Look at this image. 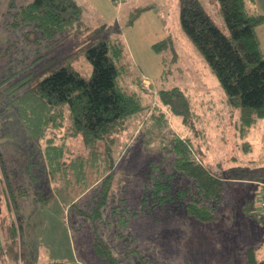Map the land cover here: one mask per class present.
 Listing matches in <instances>:
<instances>
[{
    "label": "rangeland",
    "instance_id": "1",
    "mask_svg": "<svg viewBox=\"0 0 264 264\" xmlns=\"http://www.w3.org/2000/svg\"><path fill=\"white\" fill-rule=\"evenodd\" d=\"M13 1L19 5L30 0H0V172L10 176L6 192L0 193V264L76 259L84 264H108L96 252L100 240L112 246L121 264H247L251 246L259 264H264L263 217L255 186L249 187L255 184L236 180L264 182V117L245 138L251 149H244L243 139L234 130L238 109L228 107L218 77L183 30L180 0H123L121 4L76 0L83 8L84 23L76 31L51 42L41 39L38 44L33 40L38 33L27 30L34 29L32 25L16 28L7 23ZM201 2L214 23L228 33L218 0ZM259 4L264 7V0ZM145 6L132 18V12ZM106 37L124 40L130 59L125 83L137 89L135 76L142 75L141 93L148 106L120 134L111 208L104 222L83 212L90 211L86 199H91L96 185L93 173H76L73 166L49 169L48 140L61 143L67 126L30 127L11 102L22 89H11L24 81L30 86L62 66L89 78L92 65L85 52ZM162 40L167 47L155 49L154 44ZM175 86L183 90L193 111L187 124L159 97L160 89ZM160 112L165 114L163 121H159ZM174 135L190 137L199 157L223 174L226 198L214 219L192 216L183 203L174 200L152 206L145 199L152 175L160 167L166 173L173 169ZM65 145L68 163L82 142L68 136ZM177 183L188 186L187 180ZM121 217L127 223L120 224ZM14 232L17 247L10 255L7 245Z\"/></svg>",
    "mask_w": 264,
    "mask_h": 264
},
{
    "label": "trees",
    "instance_id": "2",
    "mask_svg": "<svg viewBox=\"0 0 264 264\" xmlns=\"http://www.w3.org/2000/svg\"><path fill=\"white\" fill-rule=\"evenodd\" d=\"M253 2L218 0L219 12L228 29L225 33L214 23L201 0H180L183 30L218 77L228 107L238 109L234 130L236 136L243 139L244 149H251L250 141L245 138L251 127L264 117V53L256 32V27L264 22V15L253 8ZM10 7L7 23L16 28L32 25L34 29L27 30L38 33L33 38L36 44L41 39L51 42L57 36L76 31L84 23L83 8L76 0H30L19 5L13 1ZM146 7L137 8L131 13L132 18ZM163 45L167 47L166 40L154 44V47L160 50ZM85 55L92 65L89 78L69 66H62L30 86H26V81L17 84L11 91L22 90L11 102L30 127L36 125L47 130L67 126L61 143L48 140L49 155L46 153V159L48 165L51 163L49 169L73 166L76 173H93L92 183L96 185L91 199H86L90 211L83 209V212L94 221L105 222V212L111 208L112 174L119 157L117 144L120 134L148 105L141 93L142 75L135 76L137 89L125 83L130 74V59L121 37L100 39L86 50ZM159 97L173 114L182 116L185 124L191 121L193 111L182 89L177 86L162 88ZM164 115V112L158 114L159 121L165 120ZM68 136L81 139L82 148L67 163L64 154ZM170 149L174 153L173 169L166 173L160 167L152 175L145 199L150 200L152 206L174 200L183 203L192 216L214 219L216 209L226 198L223 174L199 157L188 136L174 135ZM2 165L5 170V164ZM6 177L10 182L9 174L4 177L0 172V193L6 192ZM179 179L187 180L188 186L178 184ZM119 219L120 224L128 221L124 217ZM2 227L4 230L5 225ZM15 234L7 245L10 255L14 250L16 252ZM5 239H8L7 235ZM96 252L108 264H121L112 246L105 241L96 242ZM247 258V264H259L253 246L248 249Z\"/></svg>",
    "mask_w": 264,
    "mask_h": 264
},
{
    "label": "crops",
    "instance_id": "3",
    "mask_svg": "<svg viewBox=\"0 0 264 264\" xmlns=\"http://www.w3.org/2000/svg\"><path fill=\"white\" fill-rule=\"evenodd\" d=\"M252 5H253V8L255 10H257L259 13L264 15V7L260 6L259 0H254ZM262 29H264V22L262 24H259L256 27V32H257V35H258V38H259V41H260L261 50H262V48L264 50V35L261 34V30ZM263 53H264V51H263ZM231 159H235V156H232ZM218 163H219V161H218ZM237 178H239V179H236V178L235 179L239 180V181H247V182L254 183L255 185L250 184L249 187L253 188L255 186V191L254 192L256 193L257 198H258V190H257V188H259V183L258 182H260L258 178H252L253 180L245 179V178L242 179V177H237ZM256 184H258V185H256Z\"/></svg>",
    "mask_w": 264,
    "mask_h": 264
},
{
    "label": "built area",
    "instance_id": "4",
    "mask_svg": "<svg viewBox=\"0 0 264 264\" xmlns=\"http://www.w3.org/2000/svg\"><path fill=\"white\" fill-rule=\"evenodd\" d=\"M117 3L121 4L123 0H115ZM258 207L260 208V212L262 216H264V182H259V188H258ZM52 264H84L83 262L79 261L78 259L75 260L74 263H59L54 262Z\"/></svg>",
    "mask_w": 264,
    "mask_h": 264
}]
</instances>
